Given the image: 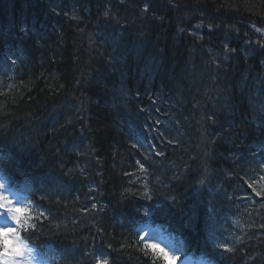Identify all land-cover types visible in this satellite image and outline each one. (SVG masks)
Masks as SVG:
<instances>
[{
  "label": "trees",
  "instance_id": "trees-1",
  "mask_svg": "<svg viewBox=\"0 0 264 264\" xmlns=\"http://www.w3.org/2000/svg\"><path fill=\"white\" fill-rule=\"evenodd\" d=\"M19 1L0 0V147L14 138L16 151L34 149L29 162L59 156L63 166L83 164L85 175L93 153L116 147L121 178L92 173L98 184L86 178L83 194L71 177L50 181V168L26 166L44 178L33 185L0 166L11 190H28L20 192L30 218L23 235L43 264H164L138 239L146 222L211 263L264 264V0H23L27 15ZM252 59L263 69L236 74ZM164 77L176 81L173 92L161 89ZM108 95L126 100L115 146L112 103L89 107ZM154 123L161 133L151 134ZM68 130L80 133L79 145ZM208 134L224 143L204 140L196 150V137ZM113 196V219L98 217L99 204L80 207L82 197ZM80 197L79 212L72 201ZM183 222L198 230H180Z\"/></svg>",
  "mask_w": 264,
  "mask_h": 264
},
{
  "label": "bare ground",
  "instance_id": "bare-ground-1",
  "mask_svg": "<svg viewBox=\"0 0 264 264\" xmlns=\"http://www.w3.org/2000/svg\"><path fill=\"white\" fill-rule=\"evenodd\" d=\"M207 31H203L202 38H201L202 40H204L205 35L207 34ZM214 37H216V36H214ZM214 37H212V40H214V46H221L223 44L222 39H219L218 37H216V38H214ZM215 49H218V48L216 47ZM131 50H133V48H131ZM135 52H137V54H140L143 56L147 55V53H144L141 48H139L137 51L135 48ZM166 52L169 54V58H174L175 60L178 57L177 55H179V52H177L176 49L173 47L169 48ZM151 54L157 55L156 53H150L148 55H151ZM215 55L218 56L219 53L217 52ZM252 60H253L254 66L239 67L236 70V74L239 73V75L241 77H246V75H247L246 72L249 73V72H253V71H260V69H263V65L260 63L261 61H257L255 59H252ZM177 70L178 69H173L172 74L176 73ZM157 72H158V70H157ZM158 76L160 79L161 75H157V77ZM153 79H156V78L153 77ZM174 82H176V81H174V78L167 77L165 79V77H164V81H162L159 85L161 86V89H163V91L171 93V92H173V86L175 84ZM125 102H126V100L124 98H121V97L118 98V97H113V96L108 95L102 101H101V99H99L94 103H89V107L90 108L94 107L95 109H98V107L100 106L101 103H106V104L112 103V105L109 107L106 105L105 106H106L107 110H109V113H107V115L108 114L110 115V118L112 120V122L110 123V126L112 127V130L114 131V135H115V136L114 135L111 136V139H113L115 137L110 143V145H113V146H115V144L117 142H121V140H122L121 134H123V127H124L125 122L127 121L125 115L123 114V112L125 110L124 108L126 106ZM127 105H128V101H127ZM216 123H217V125L220 124L221 123L220 119H218V121L216 119ZM76 128L80 129V127H76ZM151 129H153V132L151 133L152 135H153L155 130L157 131L158 134L161 133V129H160L159 124L154 123L153 126L151 127ZM68 133H69L68 138L72 142H74V144L79 145L80 133H78V131H70V130H68ZM213 133L216 134L215 131H213ZM222 136L223 135L219 134L218 138H215V137L208 134L207 139H204L200 136H197L196 137L197 140L195 143L192 144V146L195 145L196 150H198V149L202 150V146L200 145V142H204V140L208 141L209 143H217V144H219L220 142L224 143V141L222 139H220ZM95 139H96V137L93 138V140H95ZM21 142L22 143L24 142V143L28 144L29 146H31L29 141H27V139H23ZM15 143H16V139L14 140V138H13L8 143L10 145H8V144L1 145V147H0V166L5 167V169H7V171L10 174H13V173L16 174V173L20 172V176L23 179H26L30 184L39 185L40 183H43L44 178H40V177L35 176V175L39 174L40 172L35 171L32 173V171L26 167V166H32L34 164L32 161L29 162V157H28L30 154H33L32 152L34 149H32L28 146H25L22 149V146H20V144H19L20 150L16 151L14 149V147L11 146V145H14ZM34 146L42 147V145L39 144L38 142L34 143ZM97 146H99V145H97ZM31 147H33V146H31ZM72 148H74V149L71 151H68V152L71 155L78 156L76 154V150H75L76 147H72ZM115 149H116V147H113L110 150L109 154H107V155L106 154L102 155L101 153H93V155L91 157L92 159L89 160L90 173L86 174V175H85V171H87V169L83 168L84 167L83 164H75L76 161H74L71 163V165L63 166L64 164L62 163V159L59 158V156H58V162H56V163L55 162L54 163H45V165H43V163L40 162V163H37V164L35 163V164L38 165L39 167H42L44 172L45 171L48 172V169L50 168L49 173L47 175V177L50 179V181L54 180L58 183L59 180L62 178L71 177L73 179V183L77 187L81 186V188H79L78 191L82 190L79 192L83 193V194H87L90 191L83 190L84 188H82V184H84L86 182V178L88 180V185L91 187V189H92V187H94L95 185L98 184L97 183L98 180L96 179V177H94V179H93V176H91L92 173H93V175L94 174L100 175V173H102V175H104L105 178L106 177H108L110 179L113 178L114 181L117 183H118V179L121 180V178L119 177L120 175H117L116 171H115V163H116ZM187 150L192 153L191 147H189ZM6 157L9 158V160L12 164L8 161V159ZM123 157H124V160H123V164H124L123 167L124 168L123 169L127 174H130L128 176H131V174L134 171L132 172V169L129 166H127L126 161H128V159L125 156H123ZM5 159L9 162L11 167H9V165L7 164ZM56 159L57 158H55V160ZM34 173H35V175H34ZM18 175H19V173H18ZM54 175H56V177H58L60 179H54L53 178ZM0 180L2 182H8L9 181L4 174L3 175L0 174ZM62 180L65 182L64 179H62ZM58 184L60 185V183H58ZM125 184H128V182H123L122 185H125ZM125 189H126V187H125ZM79 192H77V193H79ZM124 192L126 193L127 191L124 190ZM113 197L110 200L111 202L107 199L100 200V199L95 198V197H91V198L82 197V199L80 197L78 199H73V201L71 199V201L75 203L76 201L80 202V199H81L82 203L80 204V207L83 210H84V208L86 210H90L91 207H94L93 204H99V207H97L98 209H96L99 211L98 217H100L101 219H102V217L113 219L116 212H118L120 210V207H118V204L116 203L118 201V199L116 197H114V198ZM72 202H69V203L73 204ZM83 202L85 204H83ZM76 209L79 212L81 211L79 209V204L77 202H76ZM107 223H109V222H107ZM114 224L117 225V222H115ZM178 227L182 231L183 230L184 231L198 230L196 226H193V225L185 223V222L180 223ZM128 230H129L128 226H125L124 230H122V233L123 232L125 233Z\"/></svg>",
  "mask_w": 264,
  "mask_h": 264
},
{
  "label": "clouds",
  "instance_id": "clouds-1",
  "mask_svg": "<svg viewBox=\"0 0 264 264\" xmlns=\"http://www.w3.org/2000/svg\"><path fill=\"white\" fill-rule=\"evenodd\" d=\"M0 188H3V185H0ZM12 196H15V193ZM25 213L24 207L19 203L13 206L5 191H0V221L7 222L0 223V264H35V249L23 235L30 226V218ZM151 248L162 256L167 264H177L178 257L170 254L161 244L151 243Z\"/></svg>",
  "mask_w": 264,
  "mask_h": 264
},
{
  "label": "rangeland",
  "instance_id": "rangeland-1",
  "mask_svg": "<svg viewBox=\"0 0 264 264\" xmlns=\"http://www.w3.org/2000/svg\"><path fill=\"white\" fill-rule=\"evenodd\" d=\"M19 1V0H18ZM19 4H21V5H23V9H24V11H22V13H24L25 12V6L27 5L23 0H21V1H19ZM18 6V5H17ZM9 11V10H8ZM7 11V12H8ZM27 11V10H26ZM2 13V12H1ZM7 14V13H6ZM3 15V14H2ZM25 15H27V12H25ZM257 31H259L262 35H263V37H264V33L262 32V31H260L259 29H257ZM222 181H224L223 179H222ZM0 185H3V188H0V191H5V195L9 198V199H11V195H10V193L6 190V188H5V182H2L1 180H0ZM12 200V199H11ZM245 203V202H244ZM243 203V204H244ZM12 204H13V206L14 205H16V203H14V201L12 200ZM0 223H7L6 221H0ZM12 226H15V225H12ZM147 232H149V230L148 231H146L145 233L147 234ZM144 233V234H145ZM151 233L152 232H149L148 234H149V237H150V239H152V240H154L153 238H152V236H151ZM160 240H158V244H159V241H160V244L170 253V254H172V255H175V256H178V254H177V252H176V250L174 249L175 248V242L173 241V239L172 238H170V237H168V236H166V235H163V234H160ZM34 260H35V264H41L40 263V259H38V257H37V255L34 253ZM177 261H179V260H177ZM181 263V262H180ZM178 264V263H177ZM188 264H195L193 261L191 262V261H189L188 262Z\"/></svg>",
  "mask_w": 264,
  "mask_h": 264
},
{
  "label": "snow or ice",
  "instance_id": "snow-or-ice-1",
  "mask_svg": "<svg viewBox=\"0 0 264 264\" xmlns=\"http://www.w3.org/2000/svg\"><path fill=\"white\" fill-rule=\"evenodd\" d=\"M105 15H107V12H105ZM257 195H259V193H257ZM150 247H151V245H150Z\"/></svg>",
  "mask_w": 264,
  "mask_h": 264
}]
</instances>
